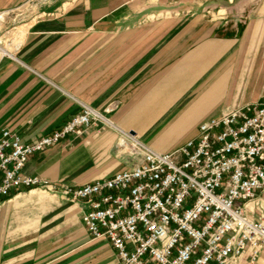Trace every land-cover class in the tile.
<instances>
[{
	"label": "crops",
	"instance_id": "obj_1",
	"mask_svg": "<svg viewBox=\"0 0 264 264\" xmlns=\"http://www.w3.org/2000/svg\"><path fill=\"white\" fill-rule=\"evenodd\" d=\"M32 2L0 0V34L15 31V13ZM36 2L35 19L0 57V129L31 142L83 106L117 107L103 114L111 127L99 122L35 153L25 175L80 187L129 168L122 134L167 153L202 121L264 96V0ZM81 213L40 189L0 198V264H116Z\"/></svg>",
	"mask_w": 264,
	"mask_h": 264
},
{
	"label": "built area",
	"instance_id": "obj_2",
	"mask_svg": "<svg viewBox=\"0 0 264 264\" xmlns=\"http://www.w3.org/2000/svg\"><path fill=\"white\" fill-rule=\"evenodd\" d=\"M103 114L83 106L31 142L0 129V198L40 189L80 204L82 224L91 238L109 241L116 264H256L264 248V96L202 121L196 136L167 153L122 134L129 168L80 187L23 174L31 156L68 135L99 122L111 127Z\"/></svg>",
	"mask_w": 264,
	"mask_h": 264
},
{
	"label": "rangeland",
	"instance_id": "obj_3",
	"mask_svg": "<svg viewBox=\"0 0 264 264\" xmlns=\"http://www.w3.org/2000/svg\"><path fill=\"white\" fill-rule=\"evenodd\" d=\"M36 1L37 0H34V2L23 7L22 9H20L18 12L15 13L18 18L17 23H16L17 29L15 31H11V29L8 28L6 31H3L5 33L2 32L0 34V46L1 47L6 48L7 46H9V48H11L10 51L11 52L13 51V49L15 48V45L18 43L19 35L23 31L24 26L29 25L35 19V16L38 14L33 11V8L37 4ZM12 16L14 17V15ZM0 57H1V54H0Z\"/></svg>",
	"mask_w": 264,
	"mask_h": 264
},
{
	"label": "bare ground",
	"instance_id": "obj_4",
	"mask_svg": "<svg viewBox=\"0 0 264 264\" xmlns=\"http://www.w3.org/2000/svg\"><path fill=\"white\" fill-rule=\"evenodd\" d=\"M9 46H7L6 48H4V47H1L0 46V53H1V55L3 56V55H9L10 53L8 52L7 53V51H9Z\"/></svg>",
	"mask_w": 264,
	"mask_h": 264
}]
</instances>
